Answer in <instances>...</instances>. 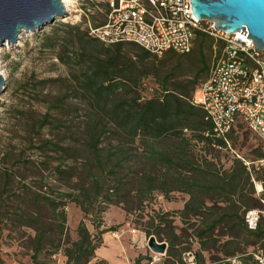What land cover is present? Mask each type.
<instances>
[{
    "label": "trees",
    "instance_id": "16d2710c",
    "mask_svg": "<svg viewBox=\"0 0 264 264\" xmlns=\"http://www.w3.org/2000/svg\"><path fill=\"white\" fill-rule=\"evenodd\" d=\"M63 28L65 36L58 49L61 54H67L69 47L74 49L80 69L69 82L81 96L85 116L79 132L65 127L61 130L63 144L54 146H60V152L55 153L63 161L53 168V184L41 186L33 195L37 215L22 216L25 226L36 232L31 247L33 264H53V258L61 253L67 258L66 264H92L103 235L120 228H103L101 215L110 206L122 208L128 216L156 201L157 196L169 201L177 192L188 196L183 207L150 216L140 229L148 238L154 236L169 245L167 258L184 264V255L193 252L198 264H218L233 257H240L242 264H255V253L248 250L250 242H244L241 237L263 241L264 219L256 231L249 230L245 215L251 209H259L252 207L259 202L253 196L248 198L244 184L251 180V174H264V169L256 171L252 166L249 170L245 162L250 160L236 159L230 174L219 178L216 184L213 178L219 175L207 169L209 162L200 160V157L207 160V155L202 153L199 157L195 152L196 146L232 150L231 136L246 125L239 122L226 138L217 137L207 111L193 104L197 83L177 81L174 77L177 66L157 62L158 56L134 43L106 45L91 37L83 24H65ZM209 35L197 31L194 48L198 39ZM212 37L215 62L224 45ZM217 46H221L219 52ZM124 47L134 50L136 58H127ZM194 48L188 54L168 53L187 56ZM60 60L63 61V55ZM211 71L212 68L210 74ZM149 77L159 78L161 92L144 98L141 87ZM68 97V92H59L52 102L61 116L70 115ZM50 118V114L45 116L39 130L44 129ZM57 121L62 124V118ZM74 136H80L81 141L72 140ZM45 143V147L53 145L52 140ZM260 144L256 161L264 158V146ZM215 188L222 191V204L210 199ZM60 190L67 200L54 196ZM225 196L233 202L223 203ZM69 203H74L83 213L76 241L68 234L66 206ZM90 217H96L93 228L97 234L86 225ZM175 219L183 224L194 219L191 228L198 244V250L183 248L178 259L173 251L182 244L179 241L182 236L178 234ZM182 232L185 230L181 229ZM206 253L211 257L206 258ZM42 256L44 262L40 260Z\"/></svg>",
    "mask_w": 264,
    "mask_h": 264
},
{
    "label": "rangeland",
    "instance_id": "374dc122",
    "mask_svg": "<svg viewBox=\"0 0 264 264\" xmlns=\"http://www.w3.org/2000/svg\"><path fill=\"white\" fill-rule=\"evenodd\" d=\"M78 4H84L94 10L93 24L105 21L108 12L105 0H77L74 6ZM73 15L74 21L77 20L75 18H81L79 13L74 12ZM67 18L58 20L41 32L24 33L15 44L0 47V72L6 80V89L0 93V264H33L31 247L34 245L36 232L32 227L25 226L22 216L37 215V207L32 202L33 195L41 186L53 184V168L58 162L63 161L59 154L55 153L56 150L60 152V146L63 144L60 141L63 139L61 130L65 127V129L79 132L84 122L85 105L74 85L69 82L70 77L78 74L80 65L72 47L67 49V54L65 52L61 54V50L58 49L65 36L63 25H80V23L68 22ZM201 24L207 30L210 26H214L208 21H202ZM214 46L215 39L212 36H203L196 41L194 52L190 55L178 56L168 53L156 57V61L177 66L178 69L174 73L177 81L195 80L197 83L195 93L209 79L216 54ZM220 47L217 46V52L221 49ZM123 51L127 58H136V52L129 47H124ZM60 55H63V61L60 60ZM201 60H204V63ZM203 66L206 68L201 70ZM59 92H68L71 105L68 116H61L52 107V102ZM158 92H161L159 78L149 77L143 81L141 93L144 98L152 97ZM47 114L51 115L50 122L45 123L44 129L39 130L38 126L44 122ZM60 118H62L61 125L57 121ZM48 140H52L53 145L48 144L45 147V142ZM72 140L81 141V138L74 136ZM55 144L61 145L56 147ZM200 144L202 147L203 144ZM231 145L232 150H218L212 146L208 149L195 147L199 157L202 153L207 155V160L200 157V160L209 162L207 169L219 175L213 178L214 183L219 182V178L230 174L234 160L242 158L254 162L261 149L258 138L244 125L231 136ZM71 163L67 161V164ZM204 164L207 165V163ZM260 174L264 175L262 172L251 174V180L244 184V192L248 198L253 196L259 202L257 205L253 203V208L262 209V203L256 191V184L264 181V176L261 178ZM215 189L210 194V199H215L217 204H222V191ZM63 195L65 194L62 190L54 193V196L67 200V197ZM201 195L200 197L205 198L204 194ZM170 198L167 201L157 196L156 201L147 203L144 209L128 216L122 208L110 206L106 213L101 215L103 228L120 226L119 229L131 228L141 231L142 225L147 223L150 216H156L161 212H174L182 208L184 201L188 200L187 195L178 192L173 193ZM229 200L230 198L225 196L223 203L227 204ZM66 213L68 234L72 241H76L79 239L77 230L83 219V213L74 203L67 204ZM262 218L264 219V215ZM95 220L96 217H90L85 222L88 228L97 234L93 228ZM175 220L179 228L178 234L182 236L179 239L182 244L173 251L176 255L174 257L178 259L183 248L193 247L198 250V244L193 238L191 228L194 219H190L188 224L185 222L183 224L179 219ZM156 224H158L157 221ZM181 229L185 232L181 233ZM241 239L244 242H250L248 250L251 253H256L264 246V240L259 241L254 237H241ZM59 256L60 254L53 258L55 260L53 264L58 263ZM210 257V254L206 253V258ZM40 260L45 261L43 256ZM166 264H174L173 258L167 259Z\"/></svg>",
    "mask_w": 264,
    "mask_h": 264
},
{
    "label": "built area",
    "instance_id": "2783aa9c",
    "mask_svg": "<svg viewBox=\"0 0 264 264\" xmlns=\"http://www.w3.org/2000/svg\"><path fill=\"white\" fill-rule=\"evenodd\" d=\"M105 1L108 12L103 23L93 24L94 10L84 4L71 5L67 21L83 24L91 37L106 45L134 43L160 57L168 52L190 53L197 31L207 32L223 43V51L215 60L209 79L195 92L193 104L207 111L217 137L226 138L243 122L264 146V51H256L247 35H229L216 31L213 25L204 29L193 14L190 0ZM74 12L81 18L74 21ZM245 164L249 170L254 166L259 171L264 169V158ZM256 191L263 209L246 213L245 222L251 231L258 229L264 215V182L256 184ZM161 257L155 255L152 263ZM254 257L255 264H264V246ZM183 262L198 264L193 252H187ZM218 264H242V260L233 257Z\"/></svg>",
    "mask_w": 264,
    "mask_h": 264
},
{
    "label": "water",
    "instance_id": "95a60500",
    "mask_svg": "<svg viewBox=\"0 0 264 264\" xmlns=\"http://www.w3.org/2000/svg\"><path fill=\"white\" fill-rule=\"evenodd\" d=\"M194 16L214 24L216 31L241 33L253 41L255 50L264 51V0H190ZM70 14L63 0H0V47L15 44L24 32H41ZM6 80L0 73V93ZM155 255L165 256L166 242L148 239Z\"/></svg>",
    "mask_w": 264,
    "mask_h": 264
},
{
    "label": "crops",
    "instance_id": "0c3cea01",
    "mask_svg": "<svg viewBox=\"0 0 264 264\" xmlns=\"http://www.w3.org/2000/svg\"><path fill=\"white\" fill-rule=\"evenodd\" d=\"M148 237L142 231L134 232L131 228L119 229L103 235V243L95 252L92 264H166V255L155 263L150 259L155 254L148 246ZM67 258L61 253L57 264H66ZM174 264H178L175 262Z\"/></svg>",
    "mask_w": 264,
    "mask_h": 264
},
{
    "label": "bare ground",
    "instance_id": "6f19581e",
    "mask_svg": "<svg viewBox=\"0 0 264 264\" xmlns=\"http://www.w3.org/2000/svg\"><path fill=\"white\" fill-rule=\"evenodd\" d=\"M77 0H64V4H65V6H66V8H67V11L68 12H70V9H71V5H74L75 4V2H76ZM25 33V32H24ZM23 33V34H24ZM27 33V32H26ZM22 35V34H21ZM20 35V36H21ZM20 38V37H19ZM0 53H1V49H0ZM1 73V72H0ZM3 75V74H2Z\"/></svg>",
    "mask_w": 264,
    "mask_h": 264
}]
</instances>
